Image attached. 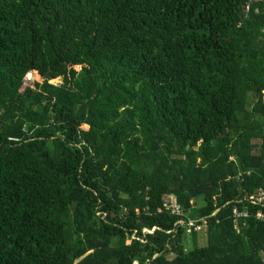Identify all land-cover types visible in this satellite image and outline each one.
<instances>
[{"label": "trees", "instance_id": "trees-1", "mask_svg": "<svg viewBox=\"0 0 264 264\" xmlns=\"http://www.w3.org/2000/svg\"><path fill=\"white\" fill-rule=\"evenodd\" d=\"M263 28L262 1L0 0V264H264Z\"/></svg>", "mask_w": 264, "mask_h": 264}, {"label": "built area", "instance_id": "built-area-1", "mask_svg": "<svg viewBox=\"0 0 264 264\" xmlns=\"http://www.w3.org/2000/svg\"><path fill=\"white\" fill-rule=\"evenodd\" d=\"M249 1H262L264 2V0H249ZM249 6L247 5L246 8H248ZM251 203L255 204L256 202L260 203V202H264V190H259L257 194L253 195V196H250L249 199H248ZM163 206L167 209H170L171 212H174V213H179L180 212V209H179V206L178 204L176 203V200H175V197L169 199V198H166L164 203H163ZM233 213L237 216H246V212L245 213H240L237 209V207H234L233 208ZM257 217L258 218H261L264 220V214H257ZM204 220V219H203ZM197 220H191L189 219L187 222H186V225H187V231H190L191 229L195 230V231H201L202 230V227H205L206 224L205 223H196Z\"/></svg>", "mask_w": 264, "mask_h": 264}, {"label": "rangeland", "instance_id": "rangeland-1", "mask_svg": "<svg viewBox=\"0 0 264 264\" xmlns=\"http://www.w3.org/2000/svg\"><path fill=\"white\" fill-rule=\"evenodd\" d=\"M80 65H75L76 68H79ZM42 77L41 75L37 72V71H30L29 73L26 74V77L24 78V85H32L33 82L37 81V82H41L42 81ZM61 78L57 77L54 78L52 80H50V82L52 83H60ZM83 127H87L86 125H83ZM198 235H200V237H198V242H200V244H207V236L205 233H198Z\"/></svg>", "mask_w": 264, "mask_h": 264}, {"label": "clouds", "instance_id": "clouds-1", "mask_svg": "<svg viewBox=\"0 0 264 264\" xmlns=\"http://www.w3.org/2000/svg\"><path fill=\"white\" fill-rule=\"evenodd\" d=\"M246 9H249V7H248V8H246ZM262 31H264V28L262 29Z\"/></svg>", "mask_w": 264, "mask_h": 264}]
</instances>
